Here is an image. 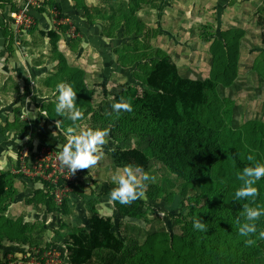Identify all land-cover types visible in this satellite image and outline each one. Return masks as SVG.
I'll return each instance as SVG.
<instances>
[{
	"label": "rangeland",
	"instance_id": "rangeland-1",
	"mask_svg": "<svg viewBox=\"0 0 264 264\" xmlns=\"http://www.w3.org/2000/svg\"><path fill=\"white\" fill-rule=\"evenodd\" d=\"M46 1L45 6L49 9L42 16L44 20L39 21L38 8L34 13L36 22L28 30L23 25L18 27L7 11L0 16V171L9 172L13 186L22 193L20 202L24 201L25 194L33 193L38 183L18 175L20 147L26 143L31 148L42 146L59 151L56 149L59 141L51 135L59 131L57 120L45 112L46 104L55 101L56 87L53 90L44 82L51 76L57 62L51 60L53 46L40 30H57L59 38L55 50L63 53L70 67L84 71L93 111L78 123L93 129L112 125V129L104 158L90 170L75 173L65 202L69 213L66 216L49 214L52 226L34 231V241H43V244L31 246L52 250L65 264V249L48 241H65L63 237L67 232L76 228L87 229L85 213L88 216V206L95 202L97 212L113 221L112 229L124 239V246L114 259L113 254L106 255L105 251L96 253L97 258L90 260V264H192L191 260L196 263L185 246L195 248L201 241L181 239L188 240L194 231L190 213L192 208L205 203L204 197L200 196L199 202H182L179 194L173 193L170 199L162 196L160 200L147 201L151 206L145 204L141 210L143 216L138 219L119 216L104 191L117 186L112 177L123 174L125 168L116 163V149L135 145L136 140L133 134L114 129V119H106L114 112L112 104L121 97L127 98L125 91L129 86L136 91L142 90L143 86L136 77L159 49L177 66L182 76L193 79L211 77L218 84L220 79L216 76L226 71L215 60L217 42H225L223 34L225 37L236 36V47L229 50V56L243 55V58L238 62L234 80L251 94L252 87L240 78L252 70L264 75V45L259 40L261 28L258 23V18L264 17V0H70L72 12L78 10L80 16L67 15L59 6L61 0ZM81 4L89 9L99 8L104 19L87 23L82 17ZM59 18L64 20L62 24L57 22ZM230 91L235 95V87H230ZM215 95L208 98L210 105L217 107V116H226L234 109L228 108L229 105L235 107L241 103L240 98H236L235 103H227L219 90ZM252 97V102L260 101L256 95ZM263 98L264 94H261V100ZM212 117L208 115V119ZM253 117L256 118L255 111ZM257 117L264 121V116ZM241 129L255 136L260 133L262 141H250L243 132L241 149L249 152L248 157H253L251 162L264 163V126L253 131L244 123ZM59 140L66 142L63 135ZM112 148L115 150L109 151ZM240 155L243 156V152ZM149 162L152 169L159 166L153 157ZM263 179L255 185L262 191ZM188 190L193 192V189ZM53 201L58 205L54 198ZM79 207L85 211L82 218L77 214ZM42 208L44 210L45 206ZM226 240L230 244H219V251L214 253L209 249L195 256L200 259L197 264H229L246 256L249 246L244 241H234L233 236ZM4 264H7L6 260Z\"/></svg>",
	"mask_w": 264,
	"mask_h": 264
},
{
	"label": "trees",
	"instance_id": "trees-1",
	"mask_svg": "<svg viewBox=\"0 0 264 264\" xmlns=\"http://www.w3.org/2000/svg\"><path fill=\"white\" fill-rule=\"evenodd\" d=\"M10 4L12 8V3ZM80 6L83 8L82 17L87 23L104 19L99 13V8L89 9L84 4ZM40 10H45L44 1ZM258 23L261 28L259 40L264 45V17H259ZM40 33L46 36L54 47L50 57L52 61L57 62L51 76L44 81L45 84L54 90L59 82L70 83L77 91V106L83 109L84 116L91 115L93 101L86 86L84 71L74 66L70 67L63 53L55 50L59 38L57 30H40ZM235 37V35L225 37L223 34L224 44L222 42L216 44L218 49L215 51V60L222 64V69L226 68L224 74L216 76L220 79L218 84L216 79L211 77L193 79L182 76L177 66L159 49L150 64L143 66L142 73L136 77L143 86L142 90L136 91L129 86L125 91L127 96L125 100L131 102L133 110L122 111L119 114L113 112L106 119V121L114 119L112 122L114 129L131 133L136 140L135 145L116 149L117 165L141 166L144 171L155 176V182H148L144 198L136 200L131 205L113 203L119 216L138 219L143 216L141 211L143 206L145 204L151 206L147 201L160 200L162 196L170 199L173 193L179 194L182 202L184 200L199 202L200 196L204 197L205 203L198 208H192L190 215L191 225L193 226L195 220L201 219L207 224V232L194 229L188 240H185V237L181 239L201 241L195 248L184 245L197 260L196 263L191 260L192 264L198 263L200 259L195 256L200 253H206L209 249L215 253L219 251L220 245L230 244L226 240L229 236H233L234 241H245V238L239 235V226L235 221L239 218L243 205L253 203L251 198L236 200L235 191L241 186L237 174L242 172L244 167L254 164L248 160L249 152L241 149L243 132L250 141H262L259 132L258 136H255L241 127L245 123L250 125L253 131H259V128L264 126V121L257 117L264 116V98L261 100V94H264V75L252 70L240 78L247 86L252 87L253 92L249 93L250 95L243 85L236 83L234 80L236 69L243 55L229 56V50L236 47ZM262 68L264 70V66ZM230 87H235V95L230 91ZM218 90L227 103L230 101L235 103L236 98L241 99V103L235 104V107L229 105L228 108H234L233 111L222 117L217 116V107L213 108L208 98L216 96ZM252 95L260 99V104L252 102ZM119 100L117 99V102ZM45 108L49 117L61 120L63 127L71 125V121L66 117H60L55 113L54 101H49ZM254 111L256 118L253 117ZM210 114L213 117L208 119ZM236 114L240 116L237 117ZM262 135L264 138V131ZM241 152L243 156L240 155ZM150 157L159 162L158 167L154 169L150 167ZM18 175L24 177L21 173ZM11 179L8 171H0V214L6 208L4 202L11 199L16 191ZM40 182L42 185L33 190L32 197L24 200L25 204H33L39 209L45 206V212L58 211L61 216H66L69 212L65 202L68 201L70 192L63 198L62 205H56L53 195L48 194L51 185L47 182V188L44 189V182ZM256 187L258 195L255 204L264 206V191ZM188 189H193V192ZM110 192L105 190L104 194L109 198ZM88 209V228H76L63 237L65 264H90V260L97 258L96 253L102 254L103 251L106 255L113 254L114 259L124 246V239L118 237L112 229L111 218L100 215L95 202L90 203ZM257 227L258 231L264 230V217H261ZM0 234L10 238L8 233ZM21 241L39 245L38 241H29L26 238ZM0 264H4L2 259ZM229 264H264V240H257L255 246L249 247L246 256H241Z\"/></svg>",
	"mask_w": 264,
	"mask_h": 264
},
{
	"label": "clouds",
	"instance_id": "clouds-1",
	"mask_svg": "<svg viewBox=\"0 0 264 264\" xmlns=\"http://www.w3.org/2000/svg\"><path fill=\"white\" fill-rule=\"evenodd\" d=\"M55 113L60 117H66L71 125L62 127L61 120H57L58 132L51 135L59 141L57 158L62 166L69 169L71 175L78 170H90L95 167L105 156V147L111 140L112 125L104 128L83 127L78 121L84 118V111L77 105V91L67 82H59L56 85ZM112 110L119 114L122 111L131 112L133 106L130 101L121 97L119 102L112 104ZM111 115V113H109ZM63 135L66 142L61 143L59 136ZM115 149H109L114 151ZM253 161V157H248ZM264 178V163L255 162L243 168L237 174L241 186L235 191V199H249L252 204L245 203L235 223L239 226L238 233L245 238L246 246H255L257 240H264V230L258 231V222L264 217V206L255 204L258 195V188L255 186L259 180ZM117 185L110 192L109 202H119L122 205H131L138 199L145 196L148 189V182H155V176L144 171L141 166H126L123 174L112 177ZM242 218V219H241ZM243 221V222H242ZM196 230L207 232V224L197 219L193 222Z\"/></svg>",
	"mask_w": 264,
	"mask_h": 264
},
{
	"label": "built area",
	"instance_id": "built-area-1",
	"mask_svg": "<svg viewBox=\"0 0 264 264\" xmlns=\"http://www.w3.org/2000/svg\"><path fill=\"white\" fill-rule=\"evenodd\" d=\"M12 3V8L11 4ZM43 7V0H0V16L7 11L8 16L14 23L23 25L27 30L36 22L34 13ZM46 12L49 8H45ZM64 20L58 19L62 24ZM57 151L46 149L42 146L29 147L24 143L18 152L17 171L27 179H38L36 182L47 187V182L51 185L49 190L55 202L61 204L63 198L71 190V182L74 181L75 174L71 175L68 168L61 165L57 158ZM71 183V184H70ZM54 189V192H53ZM7 264H63L59 255H55L50 249L30 246L22 250L16 259H6Z\"/></svg>",
	"mask_w": 264,
	"mask_h": 264
},
{
	"label": "crops",
	"instance_id": "crops-1",
	"mask_svg": "<svg viewBox=\"0 0 264 264\" xmlns=\"http://www.w3.org/2000/svg\"><path fill=\"white\" fill-rule=\"evenodd\" d=\"M43 1L47 3L45 0ZM69 1L70 0H61L59 6H61L62 10L65 11L69 16L70 15L80 16L81 12H79L78 10L72 12V7ZM45 8L48 7L45 6ZM37 13H38L37 17L40 18L39 21L41 20L43 21L44 19L42 16L44 14H47L46 9L44 10V12H37ZM56 149L58 148L56 147ZM33 183L36 184L37 182L34 181ZM26 184H29V181H26ZM36 186L39 187V184ZM32 194L33 193H30L29 191L25 194L24 198L26 199L28 197H32ZM21 195L22 193L18 192L17 189L13 197L11 199H8L6 202H4V204H6V208L2 212V214H0V233L2 234L8 233V235L10 236L9 238L5 235L0 234V259H2V261H5L6 259H11V260L16 259L18 256H20L22 249L31 246L30 245L31 243L29 244L26 243L25 241H21L22 239L26 238L29 239V241H34V234H35L34 231H36L37 229H45L50 225L52 226L51 216L49 214L52 213V215H56V216L59 214L61 215V213L58 211L45 212V210L39 209L33 204H25L24 201L20 202L19 199L21 198ZM17 202L19 203L16 205ZM97 208H99L98 205ZM84 213L85 211H83L82 207H79L77 211L79 218H82ZM85 220L88 222V216H86V213H85ZM38 243L43 244V241H38ZM48 243L51 245L52 244L57 245L60 248L65 247L64 241L54 240V241H48Z\"/></svg>",
	"mask_w": 264,
	"mask_h": 264
}]
</instances>
